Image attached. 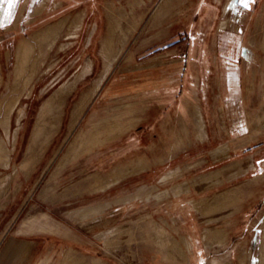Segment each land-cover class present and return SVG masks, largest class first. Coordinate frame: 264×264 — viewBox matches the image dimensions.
Instances as JSON below:
<instances>
[{"label": "rangeland", "instance_id": "1", "mask_svg": "<svg viewBox=\"0 0 264 264\" xmlns=\"http://www.w3.org/2000/svg\"><path fill=\"white\" fill-rule=\"evenodd\" d=\"M12 12L0 264H193L201 251L205 264H264V0H20ZM104 44L113 64L92 95ZM151 70L161 86L106 92Z\"/></svg>", "mask_w": 264, "mask_h": 264}, {"label": "crops", "instance_id": "2", "mask_svg": "<svg viewBox=\"0 0 264 264\" xmlns=\"http://www.w3.org/2000/svg\"><path fill=\"white\" fill-rule=\"evenodd\" d=\"M82 16V15H81ZM3 19H4V13L0 12V21H2L3 23ZM224 25V23L222 24V26ZM57 31L54 30L52 33L55 34V32ZM49 33H47V37H49ZM57 36H54L52 38V42L55 41ZM221 42V41H220ZM223 42V40H222ZM102 55L104 58V70L102 72V74L99 76L98 79H96L95 82L98 81V85L96 86L95 90L93 91L92 95L95 93V91L97 90V88L99 87V85L102 83V81L104 80V78L107 76V74L110 72L112 64H113V60L110 59V49L108 47L107 44H104L103 49H102ZM219 65H223V63L218 62ZM92 70V64L88 63L83 72L81 73V77H84L88 74H90ZM112 80H110V84L109 86H107V90L106 92L108 93H130V94H143L147 89H151V88H157L159 85L161 86L163 84V74L162 72L160 73V75H157V73L154 70L148 71V72H143L140 74H132L131 76H125L124 74H117L115 75V77L113 76L111 78ZM74 82L67 85L69 86V88L71 89L74 86ZM238 103V101H237ZM44 106V105H43ZM43 108V107H42ZM239 124H236V127H238ZM87 251L85 249H81V253L83 257H87ZM92 255V254H91ZM207 257L205 254H203V252L201 251V253L198 255L195 254V252L193 253V258H192V263L193 264H205L207 261ZM91 264H100L99 258L96 257V255H92L91 256ZM85 262H87V259L84 260ZM110 264V263H109Z\"/></svg>", "mask_w": 264, "mask_h": 264}, {"label": "snow or ice", "instance_id": "3", "mask_svg": "<svg viewBox=\"0 0 264 264\" xmlns=\"http://www.w3.org/2000/svg\"><path fill=\"white\" fill-rule=\"evenodd\" d=\"M252 0H244V7H248ZM2 3H6L8 5L7 10L0 7V12H5L8 16H12V10L20 3V0H2ZM0 26H3L2 21H0Z\"/></svg>", "mask_w": 264, "mask_h": 264}]
</instances>
